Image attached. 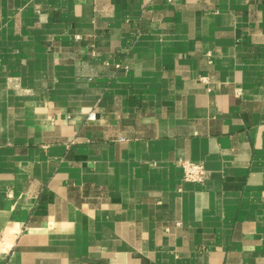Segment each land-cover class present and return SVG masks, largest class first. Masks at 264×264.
<instances>
[{
  "label": "crops",
  "instance_id": "obj_1",
  "mask_svg": "<svg viewBox=\"0 0 264 264\" xmlns=\"http://www.w3.org/2000/svg\"><path fill=\"white\" fill-rule=\"evenodd\" d=\"M0 264H264V0H0Z\"/></svg>",
  "mask_w": 264,
  "mask_h": 264
},
{
  "label": "built area",
  "instance_id": "obj_2",
  "mask_svg": "<svg viewBox=\"0 0 264 264\" xmlns=\"http://www.w3.org/2000/svg\"><path fill=\"white\" fill-rule=\"evenodd\" d=\"M203 80L207 81L208 78H203ZM93 116H90V118ZM182 169L184 178L187 181L199 183L205 179L206 169L202 163H194L191 161H184L182 163Z\"/></svg>",
  "mask_w": 264,
  "mask_h": 264
}]
</instances>
